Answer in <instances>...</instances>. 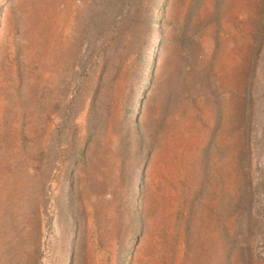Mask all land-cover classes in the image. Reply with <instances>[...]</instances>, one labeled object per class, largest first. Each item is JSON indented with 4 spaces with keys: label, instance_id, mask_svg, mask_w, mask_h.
<instances>
[{
    "label": "rangeland",
    "instance_id": "1",
    "mask_svg": "<svg viewBox=\"0 0 264 264\" xmlns=\"http://www.w3.org/2000/svg\"><path fill=\"white\" fill-rule=\"evenodd\" d=\"M0 264H264V0H0Z\"/></svg>",
    "mask_w": 264,
    "mask_h": 264
}]
</instances>
